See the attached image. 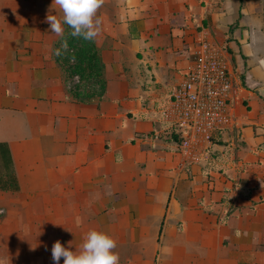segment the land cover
<instances>
[{
  "label": "crops",
  "instance_id": "1",
  "mask_svg": "<svg viewBox=\"0 0 264 264\" xmlns=\"http://www.w3.org/2000/svg\"><path fill=\"white\" fill-rule=\"evenodd\" d=\"M52 3L0 0V143L19 183L0 192L3 264H54L57 240L75 251L91 230L117 242L119 264H264V0H104L93 98L55 59ZM202 32L235 94L195 164L159 110Z\"/></svg>",
  "mask_w": 264,
  "mask_h": 264
},
{
  "label": "built area",
  "instance_id": "2",
  "mask_svg": "<svg viewBox=\"0 0 264 264\" xmlns=\"http://www.w3.org/2000/svg\"><path fill=\"white\" fill-rule=\"evenodd\" d=\"M197 43L192 68L159 110L161 122L178 139L187 160L195 164L207 155L213 133L231 124L235 94L223 49L205 32Z\"/></svg>",
  "mask_w": 264,
  "mask_h": 264
},
{
  "label": "clouds",
  "instance_id": "3",
  "mask_svg": "<svg viewBox=\"0 0 264 264\" xmlns=\"http://www.w3.org/2000/svg\"><path fill=\"white\" fill-rule=\"evenodd\" d=\"M104 0H53L45 23L48 32L63 38L65 25L71 29L70 35L88 42H94L101 32V20L98 10ZM55 11L56 14H52ZM67 50V44L63 45ZM59 55V50L56 52ZM73 57V61H74ZM72 242L66 248L57 240L51 249L54 264H119V255L114 251L117 242L108 234L96 230L89 231L82 244L75 251L70 250Z\"/></svg>",
  "mask_w": 264,
  "mask_h": 264
},
{
  "label": "trees",
  "instance_id": "4",
  "mask_svg": "<svg viewBox=\"0 0 264 264\" xmlns=\"http://www.w3.org/2000/svg\"><path fill=\"white\" fill-rule=\"evenodd\" d=\"M64 27V37L57 44L60 54H56L57 50L55 52L57 63L63 69L67 80L77 79L75 88L78 95L84 92L88 98L102 97L106 90L104 64L95 41L88 42L72 37L71 29L66 25ZM65 43L67 50L63 47ZM80 91L81 93H79ZM219 140L218 131H216L211 137V143H219ZM0 192H19V183L11 152L5 143H0Z\"/></svg>",
  "mask_w": 264,
  "mask_h": 264
},
{
  "label": "rangeland",
  "instance_id": "5",
  "mask_svg": "<svg viewBox=\"0 0 264 264\" xmlns=\"http://www.w3.org/2000/svg\"><path fill=\"white\" fill-rule=\"evenodd\" d=\"M1 247V254H0V264H3V260H2V258L4 257V254H3V252H2V246H0Z\"/></svg>",
  "mask_w": 264,
  "mask_h": 264
}]
</instances>
